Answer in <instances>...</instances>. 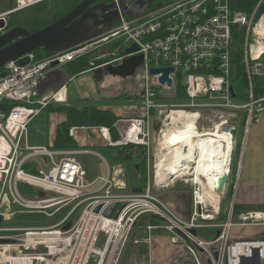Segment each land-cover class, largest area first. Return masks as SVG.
Masks as SVG:
<instances>
[{
  "label": "built area",
  "instance_id": "2783aa9c",
  "mask_svg": "<svg viewBox=\"0 0 264 264\" xmlns=\"http://www.w3.org/2000/svg\"><path fill=\"white\" fill-rule=\"evenodd\" d=\"M48 1L16 0L14 9L0 14V22L4 23V27H0V37L11 30V14ZM108 2L117 4L119 0ZM231 3L232 0H167L149 8L142 17L122 20L100 39L84 47L51 54L41 60L31 53L26 56L30 59L27 66L19 67L13 62L2 70L6 77L0 80V107L7 104L9 112L0 110V264H90L93 260L95 264H108L110 260L111 264H117L140 218L153 214L166 219L162 222L166 230L187 248L194 264H204L203 257L211 264H241L243 256H253L255 247L260 249V264H264L262 239L234 243L229 240L233 228L264 227V213L244 214L239 216L238 222L231 219L214 225L211 222L218 212L212 203L202 202L200 187L190 178L173 180L168 186L157 182L162 138L172 129L186 133L188 123L194 121L195 131L200 136L194 137L195 141L210 138L216 131L231 136L234 149L228 163L229 185L219 194L224 196L231 186L239 128L242 124L246 127L245 143L252 126L264 115V23L261 20L255 22L261 3L252 16L233 11ZM234 27L246 28L247 34L242 60L246 86L242 90L235 89L236 81L240 82L243 76L233 62ZM115 40L124 43L121 50L116 51L112 59L104 55L93 62L104 58L105 65L119 66L132 56L143 55L144 65L133 78L123 80L106 76L100 86L109 95L118 94V98L141 99L143 111L139 117L117 121L114 126L120 137L118 142L113 141L108 128H100V133L109 146L130 147L140 161H146L147 182L141 188V194L128 191L122 169L113 174L109 172L98 190L85 192L87 172L77 159L82 154L80 151H52L33 147L29 141V125L33 119L50 105L67 101L66 85L44 93L50 75L90 52V48H100ZM133 45L139 50L127 55L126 50ZM93 62L91 71L94 70ZM162 68L175 70L170 75L172 87L160 82L162 74L151 75L152 69ZM112 80L116 81V86L111 84ZM179 86L184 89L185 101L182 104L165 102L173 100ZM175 113L193 119L174 122L172 116ZM156 123L159 124L157 131ZM75 130H70L71 137ZM37 157L50 158L49 169L38 173L26 171L25 167L33 166ZM191 164V170H195L197 164ZM178 181H183L193 192L192 213L186 221L155 192L168 189ZM20 186L29 187L36 194L28 198L20 191ZM39 192L45 197L40 198ZM74 204L72 211L51 228L6 226L14 216L11 206L20 207L27 213H40L52 207ZM113 205H118L116 211L121 209L118 218L105 217L104 212ZM83 206L79 219L74 223L70 221ZM98 207L101 211L96 213ZM69 223L72 226L65 231L64 227ZM211 228L218 229L220 235L210 243L192 233ZM43 236L48 239L43 240ZM100 241H103L102 248L98 247Z\"/></svg>",
  "mask_w": 264,
  "mask_h": 264
},
{
  "label": "crops",
  "instance_id": "0c3cea01",
  "mask_svg": "<svg viewBox=\"0 0 264 264\" xmlns=\"http://www.w3.org/2000/svg\"><path fill=\"white\" fill-rule=\"evenodd\" d=\"M68 67L62 68L60 71L53 72L50 75L49 80L45 85L44 93H47L49 91H57L60 87L66 85L67 101L64 104L59 105L76 106V104L80 101H87V103L91 102L89 103V105L96 104L98 108L102 110L113 111L117 116L121 118V111L123 110L122 108H118L116 106L111 107L104 104L106 101L118 100V94L116 96H110V93L106 90H103L100 84L96 81V92H98V94L91 95L92 97L85 96V94H83L82 98L73 102L74 98H71L69 96V85L67 84L75 82L78 77L82 75L92 74V72L91 70H89L78 74L77 76H72ZM111 84L113 86L117 85L115 80H112ZM40 116L43 117L37 125V129L35 130L36 132H34V130L32 129V124L29 125L30 145L33 147L47 148L52 151H69L55 150L54 148L58 134V127L60 124L64 123L67 120V115L65 113L47 114L44 110L38 117ZM88 132H92L91 134L97 135L104 142L103 146L107 147V153L105 157L97 151L86 149V142H83L82 138L84 139L85 136H87ZM72 138L76 141V144L78 146L75 151H80L82 153L80 156L95 154L106 162L108 171L111 167L116 168L114 164H110V162L108 161V155L110 154L108 148L109 145L101 136L100 128H76L74 136ZM252 153L254 155L256 154L253 149ZM259 154L260 155L258 157H261L260 159L255 160L254 158H252L250 159V162H248L249 165L245 167L246 169L243 173L241 183L237 184L235 181L232 182L231 177V186L226 191L224 197H221L223 200L219 203L218 210L215 208L218 214H215V220H213L211 224L215 225L229 222L231 219H234V213L238 214L237 222L240 215L264 213V211L262 212L259 210L255 212V210H253L258 206H260V208L264 207V148ZM80 156L77 157L79 162ZM33 161H35V164L33 166L27 165L25 167L26 171L30 173H38V171L40 170H48L51 166V159L48 157H37ZM255 165H258L259 167L256 168ZM43 166H45L46 168L42 169ZM173 182L167 181V184L171 185V183ZM160 192L162 193L161 200L179 218L185 221L190 218L193 207V192L190 187L186 186V188H182V186L179 187L178 185L173 187L172 189H170L169 187L167 190H163ZM222 203H225V213L223 218L224 220L219 219L222 209ZM212 207L214 208L215 205L212 204ZM235 207L236 209H234ZM159 222L160 221L153 220L150 215H145L139 220L135 227V229H138V231L133 235L134 237L132 238V241H135H131L127 249V252H129V254L127 256V260H125V264H194L187 248L182 243L174 240L172 234L166 230V225H164L165 223ZM154 226L161 227H159L158 229L152 228V230H149L150 227ZM213 229L215 230V228L198 230L196 231V236H198V238L205 243L213 242L214 239L218 237L219 233V230L216 229L218 230L216 237L212 238ZM241 229L242 228L238 227L232 229L229 239L230 243H234L237 241H257L264 239V227H252L243 229L246 230L245 235L242 234V232L240 231ZM256 235L259 236L254 240H250ZM241 238H245V240H239ZM231 239H235V241H232Z\"/></svg>",
  "mask_w": 264,
  "mask_h": 264
},
{
  "label": "water",
  "instance_id": "95a60500",
  "mask_svg": "<svg viewBox=\"0 0 264 264\" xmlns=\"http://www.w3.org/2000/svg\"><path fill=\"white\" fill-rule=\"evenodd\" d=\"M150 0H119L116 3H109L108 0H84L76 8H74L67 15L52 23L51 25L37 31L29 32L22 27H15L8 31L5 35L0 37V80L6 77V73L2 70L13 62L19 67L27 66L30 59L27 55L38 50H44L48 54H57L62 52L79 49L87 44L100 39L103 35L108 33L112 28L117 26L122 20H132L142 17L149 12ZM264 17V0L260 4L255 22H259ZM0 27H4V23L0 22ZM139 50L137 45L126 50V54H134ZM25 57L24 59H21ZM107 61L104 59H97L93 62L92 74L97 83L101 84L106 76L113 78H121L127 80L133 78L137 71L144 65V56L135 55L126 59L121 65H105ZM175 72L173 68L152 69L151 75L157 76L162 74L160 82L173 86V81L170 78ZM232 92H234L232 90ZM0 110L4 113L9 112L7 104L2 105ZM159 124H155L157 131ZM234 134V131H232ZM173 178V176H171ZM174 179V178H173ZM216 186V191L220 194L224 192L225 187L229 185L228 175H224L219 179ZM166 189H160L163 191ZM142 189L133 191L135 194H141ZM40 198L45 197L43 192L38 193ZM118 205L109 207L104 216L107 218H118L121 209L116 211ZM101 207H98L95 212L99 213ZM153 220L166 222V219L160 215H151ZM1 224V218H0ZM72 223L64 227L67 231L71 228ZM181 236H184L180 231H177ZM196 235V232H192ZM220 233H218V236ZM264 242V239L262 240ZM252 257L243 256L241 264H260V249L255 247ZM218 257V254L215 255Z\"/></svg>",
  "mask_w": 264,
  "mask_h": 264
},
{
  "label": "rangeland",
  "instance_id": "374dc122",
  "mask_svg": "<svg viewBox=\"0 0 264 264\" xmlns=\"http://www.w3.org/2000/svg\"><path fill=\"white\" fill-rule=\"evenodd\" d=\"M59 3H60L59 0H50L38 6L29 8L27 10L11 14L9 16V20L13 23L15 27H22L24 29H27L28 31L35 32V30H38L41 26L51 23L54 19L57 18V16L61 15L62 9L60 8ZM15 7H16V0H0V14L9 12ZM120 41L122 40L110 41L108 44L100 48H96V47L90 48L89 49L90 52H88L85 55H94L96 58L103 57L105 55V57H107L108 59H112L113 54L116 53V51L121 50V47H123L124 45V43ZM67 85H69L68 87L69 96L71 98L72 97L74 98L73 102L75 100H79L80 98H82L83 94L89 97L91 95L98 94V92H96L97 89H96V83H95L93 74L82 75L78 77V79L75 82L70 83V84L68 83ZM116 95L117 94H111L110 96H116ZM126 97H130V96H126ZM172 101L173 100H169L165 102L172 104ZM84 103H87V102H84ZM84 103L80 101L79 103L76 104V106H82ZM104 104L107 106H111V107L116 106L118 108H122L123 109L121 111L122 119L123 118L131 119L134 117H139L140 113L143 111L142 100L134 98V97L128 101L114 100V101H106ZM126 109H129V110H126ZM38 116H36L31 122L32 129L34 130V132H36L35 130L37 129V125L39 121L41 120V118L43 117V116H40V117ZM91 133L88 132L87 136H85L84 139L82 138L83 142H86V145H87L86 149L97 151L102 156L105 157L107 153L106 151L107 147L103 146L104 142L97 135L95 134L93 135ZM173 134H172V138H174ZM245 134H246V127L244 126V124H242L237 133L238 145H237V151L236 153L234 152L235 154L233 155L234 163H233V173L231 176L232 182L235 181L237 184L241 183L243 173L246 169L245 167L249 165L248 162H250V159L254 158L255 160H257L261 158L258 156L260 155L259 153L264 148V115L261 117L260 122L258 124H254L252 126L248 134L249 140L243 143ZM163 144H164V138H162L161 140V145ZM173 148L174 147H172V149ZM252 149L256 153L255 155L252 153ZM79 159H80V164L82 165L83 169L87 172L86 188L83 189V191L85 192H93V191L98 190L102 185V179L106 178L109 172H112L113 174L114 171H118L121 169L124 171L123 166H116V168L111 167L108 171L106 162L103 161L100 157L96 156L95 154H88V155L80 156ZM255 164H258V163H255ZM255 166L256 168L259 167L258 165H255ZM45 168H46L45 166L42 167V169H45ZM160 177L173 179L168 174L164 176H160ZM178 185L179 187L182 186V188L184 187L186 188V184L183 181H178L173 187L178 186ZM173 187H170V189H172ZM20 191L28 198L33 197L36 194V191L29 187L20 186ZM155 192L157 196L161 199L162 193L160 192V190H157ZM124 193H128V192L125 191ZM220 197L222 196L220 195ZM222 200L223 199L221 198L220 201ZM192 202H193V195H192ZM75 206L76 204L71 205V206H66V207L57 206V207H52L48 210H44L43 212H40V213L38 212L37 213H27V212H24L22 208L20 207L11 206V212L14 214V216L12 220L6 224V226L11 227V228H51V227L58 225L66 217V215H68L72 211V209ZM83 209H84V206L78 209L74 213V216L72 217L73 223L79 219ZM245 210H248V209H245ZM253 210H255V212L259 210L263 212L264 207L260 208V206H258V207H255ZM237 216L238 214L234 213V219H232L234 222H237V219H238ZM137 231L138 229H134V231L132 232L129 238V241L125 245L124 250L122 254L120 255V259L117 264H125V260H127V256L129 254V252H127V249L129 247V244L132 241V238L134 237L133 235L137 233ZM240 231L242 232L243 235H245L246 230L241 229ZM212 234H213L212 235V238H213L216 235V230L213 229ZM258 236L259 235H256L250 240H254ZM231 240L235 241V239H231ZM239 240H245V238H241ZM102 245H103V241H100L98 247L102 248ZM90 264H95L94 260Z\"/></svg>",
  "mask_w": 264,
  "mask_h": 264
},
{
  "label": "trees",
  "instance_id": "16d2710c",
  "mask_svg": "<svg viewBox=\"0 0 264 264\" xmlns=\"http://www.w3.org/2000/svg\"><path fill=\"white\" fill-rule=\"evenodd\" d=\"M60 8L62 9L61 15L57 16L51 23L41 26L35 32L51 25L58 21L74 8H76L84 0H59ZM167 0H150L149 8L152 9L156 5H161ZM262 0H232L231 7L235 12L252 16ZM38 6V5H37ZM15 26L10 21L9 29H13ZM246 28L234 27L232 30L233 36V62L237 71L243 76L242 80L236 81L235 89L242 90L246 86V77L244 74V67L242 60L244 57L243 44L246 40ZM39 60L49 57L51 54L44 52V50H38L34 52ZM96 57L94 55H83L75 62L69 64L70 73L72 76H77L83 72L92 69L91 62ZM186 94L183 87H177V95L172 98V104H182L185 101ZM131 97L121 96L118 98L120 101H128ZM87 101H82V103ZM47 114L53 113H65L67 120L60 124L58 127L57 139L55 141V150H76L78 148L76 141L70 136V130L72 128H108L111 132L113 141L116 143L120 140L118 131L115 128V124L119 119L113 111L102 110L98 108L96 104H83L82 106H62L59 104L50 105L45 109ZM173 134V133H172ZM172 134H169L168 140L165 142L163 151H168L173 147ZM108 161L114 166H123L126 179L128 181V189L133 192L135 189L143 188L147 182V163L146 161H140V159L134 155L130 147H112L109 146ZM221 214L219 219L224 220L225 203L221 205ZM236 209V207L234 208ZM72 219H70L71 221ZM216 230V229H215ZM216 230V234H217ZM216 235L214 236V238ZM216 239V238H215ZM214 239V240H215ZM203 257V254H201ZM204 264H211L205 257L202 258Z\"/></svg>",
  "mask_w": 264,
  "mask_h": 264
},
{
  "label": "bare ground",
  "instance_id": "6f19581e",
  "mask_svg": "<svg viewBox=\"0 0 264 264\" xmlns=\"http://www.w3.org/2000/svg\"><path fill=\"white\" fill-rule=\"evenodd\" d=\"M261 22L264 23V17ZM262 29L264 31V26ZM172 118L174 122L193 119V117L185 116L182 113H175ZM188 126L189 129L184 134L172 129L165 135L164 144L161 145L162 156L157 161V182L159 180V185L168 186L167 181L190 178L193 183L200 187L202 202H210L218 210L221 197L216 191V186L219 179L229 173L228 163L234 144L230 134L219 131L214 132L210 138L195 141L193 138L200 136L195 131L194 121H190ZM173 132L174 148L170 151H163L169 134ZM191 163L197 164L195 170H191ZM167 174L175 179L160 177ZM47 239L48 237L43 236V240ZM240 249L242 247L236 251ZM111 261L108 264H111Z\"/></svg>",
  "mask_w": 264,
  "mask_h": 264
},
{
  "label": "flooded vegetation",
  "instance_id": "af4514ba",
  "mask_svg": "<svg viewBox=\"0 0 264 264\" xmlns=\"http://www.w3.org/2000/svg\"><path fill=\"white\" fill-rule=\"evenodd\" d=\"M27 30V29H26ZM28 31V30H27ZM29 32H32V31H29Z\"/></svg>",
  "mask_w": 264,
  "mask_h": 264
}]
</instances>
